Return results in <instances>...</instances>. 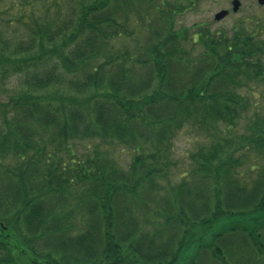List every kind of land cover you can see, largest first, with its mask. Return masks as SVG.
I'll return each mask as SVG.
<instances>
[{"label":"trees","instance_id":"obj_1","mask_svg":"<svg viewBox=\"0 0 264 264\" xmlns=\"http://www.w3.org/2000/svg\"><path fill=\"white\" fill-rule=\"evenodd\" d=\"M183 1L0 0V81L29 89L0 102V264L17 247L29 264H264V222L207 236L264 210V128L234 130L264 36L181 26ZM190 125L211 141L179 170ZM117 146L127 169L100 150Z\"/></svg>","mask_w":264,"mask_h":264},{"label":"rangeland","instance_id":"obj_2","mask_svg":"<svg viewBox=\"0 0 264 264\" xmlns=\"http://www.w3.org/2000/svg\"><path fill=\"white\" fill-rule=\"evenodd\" d=\"M241 8L238 13H234V18H229L222 23H215L213 14L218 12L221 7L225 4L216 3L214 0H190L183 1V4L187 5L185 13L180 17V25L184 27H192L195 24H206L208 28L214 30L215 32H227L228 35L234 32V26L236 21L241 18L246 17H261L264 21V6H260L256 0H240ZM256 16V17H255ZM0 102L3 104H8L10 97L17 96L18 94L27 93L29 89H26L23 85V81L20 80L19 76H9L5 81H0ZM247 103H249L248 110L242 112V119L239 121L238 125L234 127L235 133L239 137H249L255 135L259 132L261 128H264V86L257 87L253 90L252 94L247 97ZM3 121V115L0 112V124ZM227 125V124H225ZM221 129L225 126L221 125ZM200 129V128H199ZM234 133V135H235ZM207 133L202 130H198L196 126L190 125L186 126L183 131L178 133L174 139V155L177 159L179 170H183L190 163L189 157L192 153L197 152L201 147H204L211 139L206 137ZM209 139V140H207ZM86 147L84 142H77L75 150L81 152L83 148ZM102 152L112 156L116 159L119 164L127 169L131 163L133 154L128 149H122L121 147H102L100 149ZM107 155V156H108ZM235 157L243 158V168L240 170L245 176L250 177L256 175V171H250L251 165L262 164V159L258 157V150L256 147L250 146L249 148H243L237 151L234 155ZM258 165V164H257ZM264 209V208H263ZM264 222V210L252 215L246 216H234L225 219L224 223L219 224V227L209 229L207 236L209 239L215 235L220 229L228 230L230 227H249L250 225L261 224ZM247 230V229H246ZM15 238V236H12ZM10 240H13L9 238ZM13 254L16 264H29L28 257L23 256L20 249L14 248ZM248 264V263H245Z\"/></svg>","mask_w":264,"mask_h":264},{"label":"flooded vegetation","instance_id":"obj_3","mask_svg":"<svg viewBox=\"0 0 264 264\" xmlns=\"http://www.w3.org/2000/svg\"><path fill=\"white\" fill-rule=\"evenodd\" d=\"M207 1H210V0H207ZM214 1V0H213ZM216 1V3H219V4H225V6H223V7H221V9L218 11V12H216L215 14H213V17H214V22L215 23H222V22H224L225 20H227V19H229V18H234V13H238L239 12V10H240V8H241V5H240V8H239V10L238 11H234L233 10V1L234 0H215ZM240 1V0H239ZM257 2H258V0H256ZM240 3H241V1H240ZM258 4L260 5V6H264V5H261L259 2H258ZM221 11H228V14L224 17V18H222L221 20H217L216 19V16H217V14L218 13H220ZM256 17V16H255ZM257 18H260V19H262V21H263V18H261V17H258L257 16ZM254 19H256V18H254V17H246V18H241V19H239V20H237L236 21V24H235V26H234V32H238V31H240V30H245L246 32L245 33H248V35L250 36V37H258V36H264V26L263 27H254L253 28V21H254ZM264 22V21H263ZM241 24H243L245 27H241ZM206 25V24H205ZM208 27V26H207ZM212 30V29H211ZM212 31H214V30H212ZM217 32H221V31H217Z\"/></svg>","mask_w":264,"mask_h":264},{"label":"water","instance_id":"obj_4","mask_svg":"<svg viewBox=\"0 0 264 264\" xmlns=\"http://www.w3.org/2000/svg\"><path fill=\"white\" fill-rule=\"evenodd\" d=\"M258 2L261 4V5H264V0H258ZM233 10L234 11H238L239 8H240V1L239 0H234L233 1ZM228 14V11H221L220 13L217 14L216 16V19L217 20H221L222 18H224L226 15Z\"/></svg>","mask_w":264,"mask_h":264}]
</instances>
